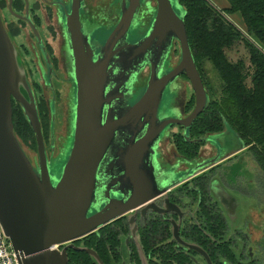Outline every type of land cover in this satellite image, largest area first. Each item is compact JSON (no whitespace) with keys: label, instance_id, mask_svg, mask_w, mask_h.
Wrapping results in <instances>:
<instances>
[{"label":"water","instance_id":"95a60500","mask_svg":"<svg viewBox=\"0 0 264 264\" xmlns=\"http://www.w3.org/2000/svg\"><path fill=\"white\" fill-rule=\"evenodd\" d=\"M83 1L72 0L71 11L66 13L76 89L68 98L67 112L72 146L56 177L51 173L53 161L45 145L35 92L0 14V220L20 264H69V249L86 251L105 264L95 250L77 246L75 241L128 213L161 210L158 197L227 156L219 153L217 158L191 161L177 156L178 160L170 161L162 151L175 125L184 127L187 141L209 142L208 137L192 140L189 136L209 97L192 52L185 10L178 13L173 0H117L120 18L99 55L121 52L130 61L135 58V66L146 57L150 62L148 73L143 75L142 65L134 69L130 82L117 85L115 76L107 72L108 63L92 58L95 52L81 30ZM144 22L149 25L146 34L125 46L130 35L138 37ZM178 42L180 54L173 60ZM181 76L192 84L196 98L189 114L183 108L188 86L178 80ZM167 89L177 92L176 101L163 105ZM118 98L122 102L117 104ZM13 99L22 105L35 131L37 164L14 131ZM51 116L54 143L55 102ZM180 165L187 166L183 175H179ZM135 218L136 213L131 223ZM175 237L207 255L198 245L183 240L178 228Z\"/></svg>","mask_w":264,"mask_h":264},{"label":"flooded vegetation","instance_id":"af4514ba","mask_svg":"<svg viewBox=\"0 0 264 264\" xmlns=\"http://www.w3.org/2000/svg\"><path fill=\"white\" fill-rule=\"evenodd\" d=\"M83 2L84 4L81 8V30L88 35L90 49L95 52L92 58H102V61L108 63L107 72L111 74L113 79L115 76L116 81L119 79L117 82L114 80L117 85H120L123 80L125 83L128 80L130 82L132 74L135 72L134 69L142 65L145 66L142 72L143 75H145V71L148 73L150 68L148 57L138 62V65L135 66V58L130 61L128 57H125L126 55L122 56L121 52L119 53L120 55L116 56L110 54L99 55L120 18L118 1L84 0ZM71 7L72 0H0L1 18L13 45L16 47L18 60L25 69L31 88L35 92L38 108L43 109V99L48 107L51 105V108L55 102L56 116L57 113L62 112V108L58 112L57 98L60 97V100L63 103L65 102V113L67 116L68 98L70 99L71 93L76 89L72 73V50L66 30V13L71 11ZM149 20L151 19H146V21ZM103 28H105V31L102 30ZM145 28L144 32H142V29L137 30L138 37L133 38L130 35L125 46L129 42H134L137 38L140 39L146 34L149 30L148 22ZM128 50L129 48L125 47V51ZM173 56V60H176L179 57L178 52H174ZM113 57L115 58L113 59ZM32 62L37 67L35 72L30 70V63ZM173 65L174 61L171 66ZM120 74L123 75L122 79H120ZM57 84L60 89L56 87ZM64 88L65 92L63 94ZM25 95L28 97L27 91ZM117 96H121L119 91L117 92ZM121 102L122 100L118 98L117 104ZM128 102L132 103V101ZM67 124L68 116L66 123L68 134ZM42 130H44L45 145L49 147V158L60 156L64 139L68 138L67 134L55 135V142L53 143V130L50 129V132H47L43 124ZM121 141L122 139H119L117 142L120 143ZM241 149H245V152H247V148L233 151L234 148L224 147L222 154H229L222 160L215 165L196 172L191 178L182 181L166 194L158 197L156 204L161 210L155 211L149 209L146 212L147 214H143L142 209H140L137 212L121 216L128 229L127 231L123 230L117 237L119 242L117 241L118 245L113 248L111 264H168V262L171 264H264V247L260 240L254 239L252 236L248 238L257 244L258 249L255 251L254 247L252 248L253 245L249 246L247 242L243 246L238 242L234 244V239L229 237L227 219L221 205L224 209L226 208L230 212H234L238 206L237 200L226 191L224 187L226 182H223L224 177L220 178L219 181L216 180L218 184L215 185L213 183L212 172L217 171L221 164L231 161L237 155L236 152ZM28 156L37 164L39 160L38 154L34 157ZM255 162L260 167L256 159ZM207 172H209V185L206 192L207 210L213 219L224 221L226 224V227L220 224V230L216 238L210 237L209 231L205 233L208 236L207 240H205L209 245L208 250L197 241L191 240L184 235L186 231L197 223L205 224L206 218L199 214V211H201L199 205L202 204L204 192L200 188L194 187L195 183L193 180L196 177L205 175ZM187 184L188 187L195 188V191L198 190L199 197H195L193 195L194 192L182 193L180 191ZM220 184H223V186L221 187ZM135 213V221L131 223L132 216ZM121 218L110 222L114 223V229H117L115 222ZM176 228H178L179 235L183 240L188 244L198 245L207 255L178 241L175 237ZM238 238L244 241L241 236H238ZM143 239L149 242V244L144 243ZM228 241H231V247L234 251L233 258L222 249L223 246L227 245ZM214 247H219L220 253H214ZM236 249L238 252H235ZM163 253L166 254L163 256ZM181 253L188 257L185 263L180 261Z\"/></svg>","mask_w":264,"mask_h":264},{"label":"trees","instance_id":"16d2710c","mask_svg":"<svg viewBox=\"0 0 264 264\" xmlns=\"http://www.w3.org/2000/svg\"><path fill=\"white\" fill-rule=\"evenodd\" d=\"M229 7L219 9L210 0H179L187 13L185 26L187 27L192 52L195 56L198 69L203 77V82L208 90L209 102L203 113L194 121L189 131L190 138L200 139L210 135L223 134L227 130L233 131L241 139V147L247 148L253 153L258 165L264 170V0H227ZM241 14L247 33L253 37L250 39L234 22L225 14ZM255 39V40H254ZM243 42L250 53L247 64L245 60L232 61L226 50L237 43ZM206 62L211 63L217 72L219 82L222 85L220 97H214L213 89L206 69ZM186 77V76H185ZM187 78V77H186ZM250 79L251 84L247 82ZM26 94V91L23 89ZM184 105L185 111L190 112L196 103L192 95ZM188 99V98H187ZM43 109H39L42 124L45 129L52 126V108L48 107L45 100ZM14 131L24 146H29L34 151L38 150L35 131L32 130L28 117L20 103L13 99ZM182 127V126H181ZM183 132L175 135L176 151L173 153V161L179 156L183 160L205 159L201 154V148L208 141H187ZM171 137V135H170ZM169 137V139H170ZM194 187L200 188L202 196L201 211L206 220L205 224L197 223L185 232V236L200 243L206 250L209 248L205 233L209 231L210 237L216 238L220 230V224L226 227L224 221L213 219L206 207V192L209 185V172L196 177ZM182 193H191L199 197L195 188H181ZM114 223H109L97 232L75 241L77 246L88 247L95 250L105 264H111L112 251L118 245L117 237L128 227L121 218ZM118 241V242H117ZM145 243V239H143ZM149 244V242H146ZM224 252L233 258L234 251L231 241L223 246ZM213 252L220 253V248H213ZM166 253H163L164 256ZM182 254V253H181ZM69 264H98L95 257L86 251L68 250ZM188 257L181 255L180 261L185 263ZM168 264H171L168 262Z\"/></svg>","mask_w":264,"mask_h":264},{"label":"rangeland","instance_id":"374dc122","mask_svg":"<svg viewBox=\"0 0 264 264\" xmlns=\"http://www.w3.org/2000/svg\"><path fill=\"white\" fill-rule=\"evenodd\" d=\"M175 4L176 11L180 14H184V8L179 4L178 0H173ZM213 5H218L223 8L224 4L221 0H210ZM219 8V7H218ZM226 17L234 22L239 28L241 27L244 30L245 35H247L250 39H253L247 33L246 26L240 21V18L237 19L236 14H225ZM146 23L144 22L141 25L142 32L146 29ZM240 28V29H241ZM105 31V28L102 29ZM255 40V39H254ZM173 52H178L180 54V44L179 42L174 46ZM226 54H228L229 59L232 61H238L243 59L247 64L250 63V53H248V49L246 48L243 42L237 43L230 49L226 50ZM178 58V57H177ZM206 69L209 71L208 75L210 77V82L212 83L213 96L220 97L222 85L219 82L217 72L213 69L212 64L206 62ZM30 70L35 72L37 70L36 65L32 62L30 63ZM39 79V77L37 76ZM180 82L187 84V101L191 99L192 95V84L189 83V80L185 76H181L178 78ZM249 84H251L250 79L247 80ZM56 86V85H55ZM60 89L59 85L56 86ZM144 87L141 88L140 94L144 91ZM65 92V88L63 89V94ZM139 94V95H140ZM177 92H170L167 89L163 105L168 103L169 101H174L176 98ZM175 97V98H174ZM58 102V112L60 108H62V112L57 113V121L55 124V135L59 134H67L66 123L67 116L65 113V102L60 100V97L57 98ZM62 102V103H61ZM189 113V112H188ZM171 137L167 139V142L163 144L162 151L165 152V155L169 158L168 160H172L174 157L173 153L176 151V145L174 137L176 134L183 132V128L181 126L175 125L173 128H170ZM47 132H50V129H45ZM209 142L204 144L201 148V154L205 157V159L217 158L219 153L222 154V150L224 147L239 149L241 147V139L233 131H228L227 133L218 134V135H210L207 136ZM70 137L64 139L62 154L61 156L50 158L53 162L50 163L51 173L55 176L56 172H61L63 166L67 161V154L71 149ZM28 155L34 157L37 156V152L31 149L29 146H24ZM249 150L247 152L243 150L237 151V155L233 157V159L229 162L223 163L219 166L217 171L212 172L213 183L218 184L220 178L224 177L223 182L225 183L224 187L230 196L237 200L238 206L235 208L234 212H230V210L224 209L221 205V208L224 210V214L227 219L228 224V234L229 237L234 239V244L236 242L240 243L242 246L244 243H248V245H253L255 251H257V244L250 241L248 238L252 236L254 239L260 240L264 247V170L257 166L254 155ZM170 164H168L169 166ZM185 165H180V168ZM192 168V167H191ZM190 168V169H191ZM195 172V170L193 169ZM179 175L185 174V170L182 169L179 171ZM178 174V173H177ZM178 176V175H177ZM217 180V181H216ZM229 184V185H227ZM222 187L223 184H220ZM231 186V187H228ZM238 236H241L244 241L240 240ZM236 239V240H235ZM256 241V240H255ZM235 252H238L237 249Z\"/></svg>","mask_w":264,"mask_h":264},{"label":"built area","instance_id":"2783aa9c","mask_svg":"<svg viewBox=\"0 0 264 264\" xmlns=\"http://www.w3.org/2000/svg\"><path fill=\"white\" fill-rule=\"evenodd\" d=\"M0 264H20L11 238L4 231L0 220Z\"/></svg>","mask_w":264,"mask_h":264},{"label":"crops","instance_id":"0c3cea01","mask_svg":"<svg viewBox=\"0 0 264 264\" xmlns=\"http://www.w3.org/2000/svg\"><path fill=\"white\" fill-rule=\"evenodd\" d=\"M222 2H223V4H224V6H223V8L222 7H220L219 5H218V7H219V9H226L227 7H229V2L227 1V0H221ZM216 6V5H215ZM217 7V6H216ZM236 17H237V19L238 18H240V21H243L242 20V16H241V14H239V13H236ZM243 23V22H242ZM241 28V27H240ZM242 29V28H241ZM235 150H237V149H234L233 151H235ZM241 150H243V151H246L245 149H241ZM163 154L165 155V152H163ZM229 153H226V155H228ZM224 155V154H223ZM166 157H167V155H165ZM168 158V157H167ZM175 161V160H174ZM187 168V166H182V168H180V169H183V168Z\"/></svg>","mask_w":264,"mask_h":264}]
</instances>
